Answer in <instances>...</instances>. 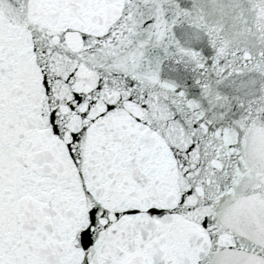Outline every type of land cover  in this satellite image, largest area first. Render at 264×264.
<instances>
[{
  "label": "snow or ice",
  "instance_id": "1",
  "mask_svg": "<svg viewBox=\"0 0 264 264\" xmlns=\"http://www.w3.org/2000/svg\"><path fill=\"white\" fill-rule=\"evenodd\" d=\"M0 264H264V0H0Z\"/></svg>",
  "mask_w": 264,
  "mask_h": 264
}]
</instances>
